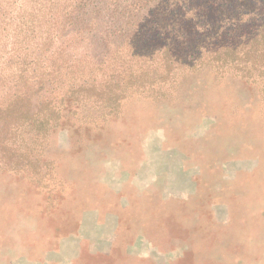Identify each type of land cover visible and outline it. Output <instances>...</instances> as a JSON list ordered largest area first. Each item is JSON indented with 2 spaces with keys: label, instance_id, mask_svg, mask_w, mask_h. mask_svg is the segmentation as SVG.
Instances as JSON below:
<instances>
[{
  "label": "rangeland",
  "instance_id": "obj_1",
  "mask_svg": "<svg viewBox=\"0 0 264 264\" xmlns=\"http://www.w3.org/2000/svg\"><path fill=\"white\" fill-rule=\"evenodd\" d=\"M83 1L2 25L0 264H264V0Z\"/></svg>",
  "mask_w": 264,
  "mask_h": 264
},
{
  "label": "trees",
  "instance_id": "obj_2",
  "mask_svg": "<svg viewBox=\"0 0 264 264\" xmlns=\"http://www.w3.org/2000/svg\"><path fill=\"white\" fill-rule=\"evenodd\" d=\"M49 5H40L35 8L33 11V7L30 11L24 10V12H32L35 13L33 16H31L28 19H25L23 16L20 15H14L12 17V20L9 21L6 16L2 13V6L0 2V32L4 30L3 26L8 25H15V28H20L21 26L24 27H47L48 23L49 26H54L55 22H57L58 18L60 17V13L58 12L60 10L59 2L60 0H49ZM87 1L79 0V4L85 6ZM33 30V29H32ZM1 41V39H0ZM254 43V45H253ZM259 44V47H256V45ZM227 48L231 50H227V52L231 54L238 53L240 50L236 46H228ZM241 48V47H240ZM244 52L248 54H257L260 55L261 58H264V24H261L257 32L253 35V40L250 45H248L247 49H244L242 47ZM185 52L180 53L181 54H188V49L184 47ZM225 50V47H224ZM166 52L164 54V57L162 58V64L164 65L165 72H171L175 66L178 65L177 62H180L181 59L177 57V54L174 53L176 56L172 59V57H169ZM57 52L52 53L53 55H56ZM177 60V62H176ZM173 68V69H172ZM76 70V69H74ZM4 78L1 76V80ZM2 84V83H1ZM8 96V95H7ZM6 96V97H7ZM31 105V99L29 97V94L27 93V90L25 92H21V89L15 88L11 94L9 99H3L0 101V125L3 121L4 124L2 125V128L9 126L10 123L19 122L21 120H36V114L35 112H32L30 109ZM12 125V124H11Z\"/></svg>",
  "mask_w": 264,
  "mask_h": 264
}]
</instances>
